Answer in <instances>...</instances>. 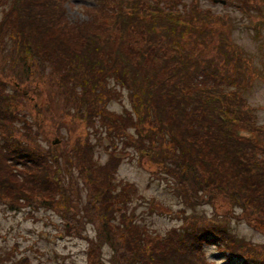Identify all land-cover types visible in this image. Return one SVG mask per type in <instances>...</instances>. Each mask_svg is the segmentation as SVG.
Returning a JSON list of instances; mask_svg holds the SVG:
<instances>
[{"label": "trees", "instance_id": "1", "mask_svg": "<svg viewBox=\"0 0 264 264\" xmlns=\"http://www.w3.org/2000/svg\"><path fill=\"white\" fill-rule=\"evenodd\" d=\"M50 1L0 0V54L9 42L13 56L10 73L0 76V198L9 210L28 207L58 215L68 237L88 241V264H104V242L110 244L116 264H211L206 245L224 250L223 262L264 264V245L244 241L206 218L174 228L166 237L151 236L126 212L121 214L123 226L118 225L116 217L126 193H114L113 179L122 159L112 156L98 162L89 135L71 141L67 151L46 137L50 145L45 152L28 144L33 136L25 121L28 112L36 116L37 128L42 129L46 121L34 99L42 95L40 83L48 80L66 103L65 109H71L65 112L67 117L94 127L102 114L100 125L109 134L114 129H134L140 141L128 146L135 147L140 158L176 164V172L163 170L182 178L187 193L194 185L210 200L222 196L263 231L264 124L242 97L241 89L251 86L252 66L233 48L227 19L211 10L201 12L196 4L155 11V6H147L150 22L145 25L116 14L124 5L138 2L105 0L100 7L106 14L93 9L96 19L92 15L76 24L64 10L58 16L51 14L56 0ZM256 1L230 3L246 16L254 11L264 16ZM162 19L190 25L192 40L185 44L191 45V53L176 48V26L168 30ZM207 38L216 49L209 48ZM97 72L114 77L120 87L132 92V108L119 115L120 122L106 116L102 108L113 96L107 93L105 80L93 78ZM130 194L128 189L129 198ZM197 203L191 199V204ZM87 224L103 231L98 241L84 234Z\"/></svg>", "mask_w": 264, "mask_h": 264}, {"label": "rangeland", "instance_id": "2", "mask_svg": "<svg viewBox=\"0 0 264 264\" xmlns=\"http://www.w3.org/2000/svg\"><path fill=\"white\" fill-rule=\"evenodd\" d=\"M121 1H135L139 5H124L122 10L116 14L120 13L123 18H130L134 22L143 21L145 25L150 22V17H146L150 14L147 6H155L153 8L155 11L159 9L157 7L189 9L196 4L201 12L211 10L215 15L225 17L231 27L233 48L239 50L244 58L249 59L252 66L251 86L241 89L242 97L256 109L255 114L258 122L264 124V16L256 11L252 12L250 16H246L236 4L232 5L230 0ZM103 2L107 3L105 0H56L52 5L51 14L58 16L64 10L72 22L76 24L86 22L92 18V15L96 19L95 11L92 13L93 9L97 10L99 14H106L100 7ZM255 3H259L264 14V0H257ZM2 14L3 9L1 8L0 20ZM153 19L155 21V17ZM162 21L168 30L170 26H176V48L189 50L191 45H186L185 42L192 40L189 38L190 32L188 31L190 25L182 20L180 22V19H176V25L163 19ZM110 23V27H112L114 23ZM76 27L78 26L76 25ZM68 37L69 35L65 36V38ZM206 43L209 48H213V43L209 44V38L206 39ZM11 47L12 44L7 42L3 54H0V76H6L11 71L10 59L13 58V56L10 57ZM189 52L191 53L190 50ZM17 73L18 71L15 75ZM92 76L94 79H98L100 76L102 81L105 80L106 91L113 96V99L105 102L102 108L106 116H115L116 120L120 122L119 115H126V110L132 108L129 99L132 92L120 87L114 77H104V74L99 72ZM40 87L42 95L36 100L34 99V102L40 107L46 121L43 122L42 129L37 128L36 116L33 112H28V117L25 120L26 125L33 129V136L29 138L30 143L28 144L35 151L45 152L49 149V142H52L53 145L62 146L61 151H67V148L71 146V141L81 140L83 136L89 135V144L93 145L95 159L98 162L104 163L112 156L121 158L122 163L113 179L114 193L121 194L123 191L126 193L125 203L121 205L122 211L116 217L118 225L123 226L121 214L126 212L134 219V224L143 231L149 232L151 236L166 237L174 228H182L185 224L186 226L193 225L197 220L206 218L209 219L208 221L216 223L218 227L226 228L229 233L244 241L264 245V228H262L263 231L255 229L248 218L244 216L242 209L233 207L222 196H214V200H210L209 196L198 186L188 184L192 193H187L182 185V178L174 177L171 173L166 174L164 171L167 168L171 172H176V164L165 160L163 163L159 160L149 162L146 158H140L136 148L128 146L133 140L139 138L138 142L140 141V137H137L134 129H114L109 134L108 130L100 125L103 116L98 113L94 127L86 123L81 125L65 115V112H69L71 109H65L66 103L54 89H51L48 80L40 83ZM19 88H23V85ZM17 125V128H21L23 133H29L27 127L22 128L23 124ZM118 132H120V136L117 135ZM37 134L38 136H36ZM45 137L49 140L48 143ZM144 138H146L145 135ZM158 139L160 138L158 137ZM163 141L166 139L164 138ZM144 142L146 145L149 144L148 139H145ZM33 143H39L42 147L39 149ZM79 185L82 186L80 181ZM81 189L82 196V192L85 190L82 189L81 192ZM128 189L131 191L130 198L127 195ZM191 199H197L198 203L191 204ZM84 202L85 200L81 198V209L85 206ZM64 226L63 220L50 210L33 211L24 207L17 211H11L7 203L0 198V264H88L89 259L86 254L89 247L88 241L68 237ZM102 233L100 228L97 231L94 224H87L84 234L98 241V237ZM204 251L211 264H235L232 261L223 262L227 259L225 251L216 245H206ZM102 260L104 264H116L109 243H102Z\"/></svg>", "mask_w": 264, "mask_h": 264}]
</instances>
